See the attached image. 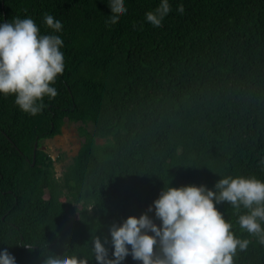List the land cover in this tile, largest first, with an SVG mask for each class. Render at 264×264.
<instances>
[{
	"label": "trees",
	"instance_id": "16d2710c",
	"mask_svg": "<svg viewBox=\"0 0 264 264\" xmlns=\"http://www.w3.org/2000/svg\"><path fill=\"white\" fill-rule=\"evenodd\" d=\"M160 3L125 0L111 24L107 0H0V24L32 18L42 35L60 36L65 61L51 85L58 95L37 115L0 94V251L16 264L51 253L97 264L95 235L112 258L109 226L146 212L169 181L213 190L228 175L264 181V0H168L155 27L145 14ZM66 120L81 122L83 141L56 176L42 140ZM216 207L250 240L233 264H264V244L239 227L246 210Z\"/></svg>",
	"mask_w": 264,
	"mask_h": 264
},
{
	"label": "clouds",
	"instance_id": "9594fccd",
	"mask_svg": "<svg viewBox=\"0 0 264 264\" xmlns=\"http://www.w3.org/2000/svg\"><path fill=\"white\" fill-rule=\"evenodd\" d=\"M111 10L109 23L115 24L127 12L125 0H107ZM171 11L168 0H161L154 11L145 14L146 21L161 27ZM177 11L183 13V5ZM44 24L54 32L63 25L52 15L45 14ZM63 40L55 34H44L30 17H14L0 24V94L13 95L18 108L32 116L44 107L43 99L58 95L54 85L64 71ZM264 165V159L260 160ZM227 203L240 214L241 230L259 237L264 244V181L255 176H224L214 185L170 186L139 217L130 215L122 223L109 226L112 258L105 247L107 237H91V253L97 264H121L129 255L142 264H233L237 250L247 249L250 240L238 238L232 225L225 220L217 204ZM157 224L148 213L153 212ZM26 245V244H25ZM130 246V248H129ZM31 251L32 246L26 245ZM0 264H16L7 250L0 251ZM43 264H88L77 255L51 253Z\"/></svg>",
	"mask_w": 264,
	"mask_h": 264
},
{
	"label": "rangeland",
	"instance_id": "374dc122",
	"mask_svg": "<svg viewBox=\"0 0 264 264\" xmlns=\"http://www.w3.org/2000/svg\"><path fill=\"white\" fill-rule=\"evenodd\" d=\"M80 125L81 122L66 120L57 135L42 140V148L54 159L56 176L62 174L83 141L79 133ZM88 127L91 129L92 125L89 124ZM97 141L102 142V139H97Z\"/></svg>",
	"mask_w": 264,
	"mask_h": 264
},
{
	"label": "water",
	"instance_id": "95a60500",
	"mask_svg": "<svg viewBox=\"0 0 264 264\" xmlns=\"http://www.w3.org/2000/svg\"><path fill=\"white\" fill-rule=\"evenodd\" d=\"M36 143L34 144V154H33V159H34V156H35V149H36Z\"/></svg>",
	"mask_w": 264,
	"mask_h": 264
}]
</instances>
